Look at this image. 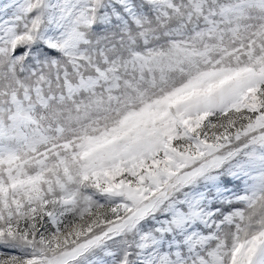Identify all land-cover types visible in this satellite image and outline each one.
Segmentation results:
<instances>
[{"label":"snow or ice","instance_id":"1","mask_svg":"<svg viewBox=\"0 0 264 264\" xmlns=\"http://www.w3.org/2000/svg\"><path fill=\"white\" fill-rule=\"evenodd\" d=\"M0 264H264V0H0Z\"/></svg>","mask_w":264,"mask_h":264}]
</instances>
